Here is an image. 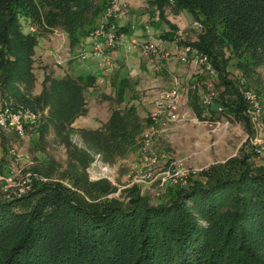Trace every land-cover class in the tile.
<instances>
[{"label":"trees","instance_id":"16d2710c","mask_svg":"<svg viewBox=\"0 0 264 264\" xmlns=\"http://www.w3.org/2000/svg\"><path fill=\"white\" fill-rule=\"evenodd\" d=\"M109 2L0 0V93L17 108L35 114L47 109L28 129L45 136L53 128L68 152L66 168L52 158L32 166L23 192L0 185V264H264V163L253 160L254 124L242 94L251 86L261 94L264 0L151 1L160 19L171 4L176 13L192 15L198 35L183 42L207 55L217 74L219 98L213 104L202 103L198 88L190 91L195 114L231 115L249 134L238 154L192 174L187 185H168L158 203L141 195L137 184L121 201L109 181L89 178L92 155L74 145L71 134L76 119L88 112L86 90L97 84L96 74L47 72L41 92H32L39 36L59 29L76 47L97 27ZM21 18L33 24L29 32ZM167 22L170 29L160 36L173 41L179 29ZM116 74V105L108 120L97 129H80L89 149L109 162L139 150L153 123L131 102L129 79Z\"/></svg>","mask_w":264,"mask_h":264},{"label":"rangeland","instance_id":"374dc122","mask_svg":"<svg viewBox=\"0 0 264 264\" xmlns=\"http://www.w3.org/2000/svg\"><path fill=\"white\" fill-rule=\"evenodd\" d=\"M139 1L141 2V0ZM151 1L152 0H143L142 4H139L140 7H138L137 10L142 13H148V17L154 19L157 6L152 5ZM165 9H167L168 13L166 12L167 14H165V20H160V26L165 23L168 28H170L167 17L173 15L170 18L177 21L176 16L178 15V23L176 24L184 28L181 29L183 31L182 41H194L198 35V30L193 26L192 15L187 10L176 13L172 4ZM21 23L25 32H29L30 26L33 25L25 18H21ZM178 29L180 30L179 27ZM159 30L158 34L165 31V29L163 30L161 27ZM86 40L87 37H84L78 46L71 47L68 38L64 40L63 37L58 35H54L51 38L49 33H43L39 36V42L45 46L41 47L40 44H38L36 48V62L34 65L36 83L32 89L34 95L41 92L47 72L56 77H62L65 74L71 75L81 70L87 71V65L94 64V62L97 68V60L93 56H90L85 61H81L78 58V52L81 50ZM67 49H69L72 54L71 58L68 59L65 64L57 63V58L60 55L65 56V52H68ZM44 50L50 52L45 55ZM87 50H90L89 46ZM132 50L135 52L138 51L139 48ZM119 60L120 59L117 61V70L114 73H104L96 85L86 90V100L88 111L90 109V118L95 124L96 122H101L99 127L106 122L107 115L110 114L112 107L116 105L115 87L112 83L113 79L117 76L116 73H122V75L129 79L131 85L128 88V92L130 94L132 93L135 97L131 102H137L139 112L141 116H144L143 118L151 117L158 97L172 87V84L169 86V82L173 80L174 76L171 77V74L167 75L165 69H161L160 71L155 70L153 66L155 60L151 61L149 58L147 59L150 63V68L144 66V69H146L144 72H139L138 70V68H140V58L132 56L128 61L125 60V62ZM166 61H169V59L159 62L165 63ZM180 62L190 66V64L183 63L182 61ZM145 63V65H147V62ZM187 68V70H189V67ZM133 69H137V72ZM198 70L201 71L200 68H198ZM258 72L261 86L260 98L264 108V65L258 67ZM188 73H190V71H187V74ZM202 73L210 76L211 80L204 85L201 84L202 88L199 90V97L201 98L205 92L213 90L216 92L215 99H218L219 89L216 85L218 82L216 72L203 71ZM180 81L182 83V80ZM184 81L185 82L182 83L180 87L182 94L180 113L181 115L186 113L187 118L180 122L161 118L158 121H153L147 129L148 135L150 134L148 138L150 140V146L148 149L156 151L163 156L161 159V169L163 170L174 168L177 161L182 162L181 168L184 170L197 169L198 171L207 168L211 164L224 162L239 153L240 148L249 136L245 125L231 115L221 114V118L213 119L210 118V114L207 113L205 119L199 118L189 103V91L192 89L194 83L193 77L188 81ZM251 88L257 91L255 87L251 86ZM3 97L4 96L0 93V111L5 107L17 109V107L10 105L12 102L7 104L8 102ZM45 113H47V109H45V111L40 109L36 115L42 118ZM73 127L75 128L71 134L73 144H77L79 147L88 150L92 155L91 161L94 162L97 158V154L89 149L80 135V129L88 127L82 126L77 122H74ZM253 128L255 131L254 138L264 140V114L261 122L256 126L253 125ZM141 148L115 162L105 160L102 155V160L115 169L113 179L106 180L117 188L115 194L119 196V200L121 201L128 200L126 192L124 191L137 184L140 188L141 195L149 198L151 203H158L165 198L166 192H169L168 185L176 184V182L169 181L164 187L160 185L159 181L151 185L134 183V176L138 170L137 165L141 163ZM46 158H52L60 163L62 169L66 168L68 164L66 144L60 139L53 128H50L45 136L40 135L38 128L28 129L24 137L17 136L13 131L3 132L0 129V185L4 187L3 189L5 191H25L31 182L30 174L32 170H30V168ZM253 160L257 164H263L264 156H260L257 153L256 158ZM178 177L180 180L181 176L179 175ZM191 177L189 176L186 179V183L181 185H187ZM175 178H177V176L172 177L171 180Z\"/></svg>","mask_w":264,"mask_h":264},{"label":"built area","instance_id":"2783aa9c","mask_svg":"<svg viewBox=\"0 0 264 264\" xmlns=\"http://www.w3.org/2000/svg\"><path fill=\"white\" fill-rule=\"evenodd\" d=\"M173 1V0H172ZM130 9L128 0H110L107 9L101 15L97 27L88 35L87 40L78 52V58L81 61L87 60L93 56L97 60L98 67L102 74H112L117 70V61L119 59L118 50L123 46L128 48H139L144 55H152L157 61L165 59L177 58L183 63L195 65L201 71L214 72V68L207 55L199 53L189 43L183 42L182 32H178L175 40L169 41L162 36L149 35L146 39L132 37L127 42L123 36L121 25L117 21L118 17H126ZM198 25V23H195ZM200 26V24L198 25ZM32 32H37L36 27H31ZM149 32V31H148ZM58 35L67 39V34L59 29H56L50 35L51 38ZM90 50H87V47ZM65 56L60 55L57 58V63L65 64L72 54L67 49ZM182 83L179 77L175 76L172 80V87L170 90L162 93L155 105V109L151 113L153 121H158L161 118L180 122L187 118V114L180 113V103L182 94L180 91ZM242 94L248 103L247 112L251 118L252 123L256 126L261 122L263 117V103L258 93L250 87L242 89ZM216 98V92L209 90L205 92L201 101L204 105H211ZM223 107H219L222 111ZM39 117L29 109L5 107L0 111V129L4 131H13L18 136L24 137L27 129L30 126L38 125ZM150 133V132H149ZM150 135V134H149ZM148 132L146 133L145 143L141 148V163L137 165L138 170L134 176V183L151 185L155 182H160L161 186H165L169 181L176 183H186V179L192 174L196 173L197 169H182V162L177 161L174 168L161 169L160 155L156 151L149 150L150 140ZM251 143L256 147V152L260 156H264V140L252 137ZM90 180L98 181L101 179L112 180L115 174V169L108 163L102 160V155L97 153V158L87 168ZM180 177V180L178 179ZM177 176L174 180L172 177Z\"/></svg>","mask_w":264,"mask_h":264},{"label":"crops","instance_id":"0c3cea01","mask_svg":"<svg viewBox=\"0 0 264 264\" xmlns=\"http://www.w3.org/2000/svg\"><path fill=\"white\" fill-rule=\"evenodd\" d=\"M128 1L130 2V9H129L127 16L117 18V21L119 22V24L123 28L122 33H123V36L127 42L132 37H137L140 39H146V38H148L149 35L160 36V34H158V32L160 31L159 30L160 27L163 30L164 29L165 30L170 29V28H168V26L165 23L161 24L163 27L160 26L159 23H161V21H160L161 19L159 17V10H157L156 13L154 14L155 20L150 19L148 17L149 16L148 13H142L139 10H137V8L140 7L139 4H142L143 0H141V2L139 0H128ZM157 12H158V14H157ZM166 12H167V9H166L165 13ZM171 16H173V15H170L169 17H167V19L174 24L178 23L177 22L178 21V15L176 16L177 21H175L174 19L172 20L170 18ZM176 25L180 28V30H178V32H183L181 29H184V28H182L179 24H176ZM39 44L41 47L45 46L41 42H39ZM132 49H135V48H133V47L128 48V46L123 45L118 50V56L120 59L119 61H121V62H125V60L128 61L132 56L140 58V60H139V67L140 68H138L139 72H141V71L144 72V70H146V69H144V66L145 67L148 66L150 68V63H149V61H147V59L149 58L151 61L155 60V63L153 65L155 70L160 71L161 69H163V70L165 69V72L167 75L171 74V77H173V76L179 77L180 80H182V83L185 82L184 80L188 81V80H190L191 77H193L194 83L192 85L191 90L198 88V91H199L200 88H202L201 84L204 85L205 83H207L211 80L210 76H207V75L203 74L202 71L198 70L199 67L197 68V66H195L193 64L190 66L182 64L176 57L169 59V61H166L165 63H162V62H157V59H154V57L152 55H144L139 50L134 52V50H132ZM44 51H45V55L48 52H50L48 50H44ZM125 56H126V58H125ZM145 62H147V65H145L146 64ZM162 67H164V68H162ZM187 67H189V70H187L188 69ZM133 70H136V72H137V69H133ZM87 71L96 74L97 77H99V79L103 76L102 71L99 69V67L98 66H97V68L95 67V62H94V64H90V65L88 64L87 65ZM187 71H190V73L187 74ZM171 80H172V78H171ZM171 84H172V81L169 82V86ZM189 99H190V93H189ZM135 103L137 104V102H135ZM109 116H110V114L107 115V118L105 121L108 120ZM142 117H144V116H142ZM76 122L81 124L82 126L88 127L87 129H97V128H99V125L101 124V122H96V124L93 123L92 119L90 118V109L86 115H83V116H80L79 118H77L75 123Z\"/></svg>","mask_w":264,"mask_h":264}]
</instances>
